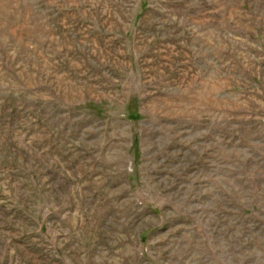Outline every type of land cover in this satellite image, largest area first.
<instances>
[{"label":"rangeland","instance_id":"1","mask_svg":"<svg viewBox=\"0 0 264 264\" xmlns=\"http://www.w3.org/2000/svg\"><path fill=\"white\" fill-rule=\"evenodd\" d=\"M0 264H264V0H0Z\"/></svg>","mask_w":264,"mask_h":264}]
</instances>
